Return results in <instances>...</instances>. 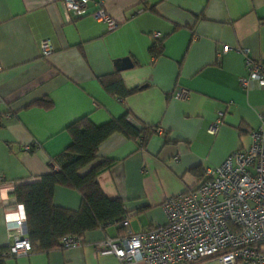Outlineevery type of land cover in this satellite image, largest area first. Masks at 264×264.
I'll use <instances>...</instances> for the list:
<instances>
[{
    "label": "crops",
    "instance_id": "crops-1",
    "mask_svg": "<svg viewBox=\"0 0 264 264\" xmlns=\"http://www.w3.org/2000/svg\"><path fill=\"white\" fill-rule=\"evenodd\" d=\"M97 2L113 28L93 18ZM224 46L232 49L223 53ZM239 48L264 58V0H88L82 15L62 0H0V248L9 242L3 214L19 204L9 192L58 166L55 157L70 143L65 128L83 116L100 125L126 113L152 132L141 147L112 134L80 173L113 160L98 175L103 194L123 202L134 231L163 224V200L195 186L234 149L248 148L249 131L264 120V87L247 91L238 81L245 74ZM123 58L132 65L118 70ZM105 75L138 90L110 96L98 82ZM178 88L188 91L185 99L174 97ZM44 97L50 108L26 107ZM52 203L77 210L80 194L56 186ZM122 234L110 224L85 232L79 247L32 250L2 264H119L96 255L94 243Z\"/></svg>",
    "mask_w": 264,
    "mask_h": 264
},
{
    "label": "built area",
    "instance_id": "built-area-1",
    "mask_svg": "<svg viewBox=\"0 0 264 264\" xmlns=\"http://www.w3.org/2000/svg\"><path fill=\"white\" fill-rule=\"evenodd\" d=\"M87 3L62 0L66 10L78 15L84 14ZM97 3L93 18L113 28L115 22L101 2ZM231 49L224 46L222 52ZM237 51L245 64V74L238 78L240 85L247 91L264 87V58L249 57L247 48ZM50 52L51 46L44 41L42 55ZM173 95L185 99L188 91L178 88ZM218 125L219 120L210 124L208 132L216 133ZM249 134L248 148L234 149L219 165L205 168L195 186L163 200V224L134 231L126 214L112 223L123 228V234L96 241L95 254L114 256L119 264H264V120ZM23 150L29 152L31 147ZM3 223L9 242L1 256L30 252L22 205L4 212ZM81 243L82 237L72 235L59 240L63 249Z\"/></svg>",
    "mask_w": 264,
    "mask_h": 264
},
{
    "label": "trees",
    "instance_id": "trees-1",
    "mask_svg": "<svg viewBox=\"0 0 264 264\" xmlns=\"http://www.w3.org/2000/svg\"><path fill=\"white\" fill-rule=\"evenodd\" d=\"M160 50L161 42L153 44L150 53L156 56ZM98 82L110 96L125 97L138 90H126L117 76H101ZM51 106L50 99L44 97L26 107L48 109ZM65 131L70 137V143L55 157L54 162L58 166L50 165L49 171L38 182L15 185L9 192V196L23 207L30 251L59 248V240L64 236L82 237L87 231L121 220L126 215L123 202L119 198L108 199L98 184V175L110 169L115 162L101 159L85 173H80V170L98 158V146L112 134H121L138 142L141 147L152 133L145 126L131 123L126 113L100 125H95L88 116H83L66 126ZM56 186L72 188L80 194L77 210L52 203V192ZM4 249L0 248V253ZM5 258L0 254V264Z\"/></svg>",
    "mask_w": 264,
    "mask_h": 264
},
{
    "label": "water",
    "instance_id": "water-1",
    "mask_svg": "<svg viewBox=\"0 0 264 264\" xmlns=\"http://www.w3.org/2000/svg\"><path fill=\"white\" fill-rule=\"evenodd\" d=\"M131 62L128 58H123L119 61L118 70H124L131 67Z\"/></svg>",
    "mask_w": 264,
    "mask_h": 264
}]
</instances>
